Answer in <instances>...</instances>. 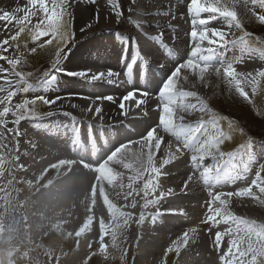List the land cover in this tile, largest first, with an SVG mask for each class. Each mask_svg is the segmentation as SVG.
<instances>
[{"label": "snow or ice", "instance_id": "1", "mask_svg": "<svg viewBox=\"0 0 264 264\" xmlns=\"http://www.w3.org/2000/svg\"><path fill=\"white\" fill-rule=\"evenodd\" d=\"M96 0H92L95 3ZM77 3V0H27L26 5L21 7L19 4L15 8L5 10L0 8V21L5 24H15L17 31L14 35L0 41V50L7 52L8 48L19 49L20 44L16 43L21 39L22 34L30 36L33 42L39 41L43 37H50L45 40L44 43L38 44V48L44 49L46 46H52L55 44V58L51 61L50 67L43 71L41 77L36 80L35 84L30 82V78L33 73H25L17 70V66L22 63L19 56L11 58L0 54V60L7 61L9 68L0 66V83L4 86H0V93H3V97L0 98V150L9 153V162L12 165L10 171L14 172L16 169L26 170L25 165L18 163L20 155H17L18 151V137L21 135L18 125L21 121L33 118H38L41 114L37 111V105H48L50 108L53 105H58L57 108L50 110L48 113L43 114L51 116L56 114L57 111L62 114L71 116V113L63 112L64 101L68 100V106L71 108H77L78 105L71 103L70 97H53L51 99L45 96H35L32 99L24 98L19 103L13 104V98L17 97L18 93H27L33 87H48L55 86L60 73H64L70 77H77L85 79L89 82L107 80L108 83L119 82V73L109 69L107 72H92L90 69H82L79 71H69L63 67V62L66 60L70 53H72V47L76 43V33L72 27L73 12L72 9ZM108 5L114 12L115 21L119 24L122 20H131V15L125 17L124 12L121 10L120 0H107ZM181 0H176V5H179ZM144 0H129L127 12L129 14L136 13L137 15L146 16L144 11ZM187 11L192 17V30L189 33L193 46L191 53L186 60L177 63L175 68L167 74L166 78L162 81L158 97L160 104L157 105L160 108L159 122L157 125L147 130L146 134L140 137L139 141H127L116 147H114L99 163L94 166L86 163L83 160L76 161L71 159H61L57 164H53L50 167L56 169L57 175H60V169L67 166L68 171H71L72 165L80 163L85 169L96 173L95 182L91 185L90 196L86 195L88 201L92 206L97 203V193L102 198L103 204L107 207L110 220L106 224L105 219L101 217L99 219L100 230V251L105 252L107 245L104 243V237L107 234L111 235L112 244L116 246L118 234L121 230H126L131 224L135 223L137 226L144 224L146 219L145 209L149 207L155 208L156 212L152 215V223L155 224L157 217L165 213L175 214V208H162V201L167 197L173 196L175 191L173 188H168L166 191L161 188L160 178L167 176L169 173L165 166L173 163L174 160H178L185 150H193L196 154L191 156V162L194 169H201L200 178L208 186V182L215 181L217 184L221 181V171L225 158H231L233 153L221 151V145L226 139H232L231 132L238 129L231 120L227 117L218 116L208 104L201 98L196 91H185L180 84V74L182 70L190 73L199 80L203 81L205 74L210 69H214L217 75L223 74V77L227 80L230 87L234 88L235 93L242 97L248 103H253V97L257 94L258 87L261 79H264V69L256 70L252 72H238L234 67L235 60L227 61L216 56L219 48H226L229 45L235 48L238 44L244 48H249V38L252 34L243 31L242 24L237 18V12L228 6H225L220 0H188ZM23 13V15H19ZM99 10H97V16L92 18V22H86L83 27L80 28L82 34L87 35L88 30L92 29L96 25V21L99 20ZM204 14H207L206 18H202ZM260 24H264V14L253 13ZM167 16L170 17L164 25L157 20L155 23L157 26L167 27L175 31V25L172 23L177 19L175 13L171 8L168 9ZM36 19V23L33 25V18ZM222 18L226 23L229 30L233 27L239 29L243 34L236 36L231 31H225L221 28H210L208 25L213 20ZM151 21L145 20L144 23H150ZM31 25V27H30ZM164 33L160 32L159 36L153 37L154 40L163 43ZM259 41L262 51H264V39L260 37L255 38ZM207 42V46H205ZM27 41H25L26 47ZM7 46V47H5ZM67 49V51H65ZM31 53L37 52V47L30 49ZM136 59H133L131 63L127 65V69L130 71ZM128 75V72L125 73ZM10 77H15L12 79ZM188 75H185L183 79L188 80ZM128 83H131L129 80ZM251 85V96L246 91V86ZM137 93L143 99H136V107H140L142 104H147V98L150 93L145 90L133 87L131 91H128L126 95L120 98L119 108L121 115H127L124 111L125 101L135 99ZM74 95V94H70ZM187 98H193L196 102H186ZM85 99H89L85 97ZM96 101L107 100L112 103H117L113 96H97ZM180 109L181 111H177ZM93 113L95 117L103 119L102 107L92 104L86 109H81ZM144 115H147V108L142 109ZM199 112L201 114H207V121L204 119V115H201L194 125L187 124L186 117L193 112ZM11 115L13 117L11 123L14 127L9 128L7 125L9 120L7 119ZM221 121H227V129L221 126ZM206 122H210L213 126V133L209 135L203 142L196 146H193L190 141L196 137V133L200 130L199 126ZM162 128L165 133L175 137L177 144L175 150H172V144L169 141L162 155L157 159V153L161 152V145L164 143V136L158 134V129ZM243 135L244 130L238 129ZM79 135V130H77ZM11 137V140H9ZM73 145L77 143L74 138ZM132 143L140 144V151L136 153V159L138 161V167L133 168L129 163L125 162L124 154L129 150V145ZM264 143V142H260ZM257 144L252 137H248L244 143L240 145L241 150L252 155L254 146ZM12 145V146H10ZM35 147V145H33ZM24 156H29L27 151L23 153ZM211 157L215 161L213 165L205 166L204 160ZM4 157L0 156V161H3ZM113 165H123L124 168L130 169L133 174L127 177V191H124L125 185L122 177L123 173L116 171ZM47 169L37 177V181L43 179L47 173ZM66 174V173H65ZM0 178H3V172L0 171ZM236 179H243L242 176H237ZM120 181L117 183V181ZM193 181V174H189L187 179L183 182V188L181 191L189 189L190 183ZM23 183L25 181H18ZM53 181H48L45 187L50 185ZM105 182L112 188L118 187L121 191H115L113 195L115 198L125 201L124 204L118 205L110 198V193L106 191ZM31 185L32 181H27ZM214 186V185H212ZM257 191L254 192L253 189ZM259 193V195L257 194ZM210 199L206 201L207 212L201 223L208 225V232L211 233L213 228H216L220 224H229V222H235L237 225V231L234 233L232 229L225 228L224 231H216L213 238V246L220 250L223 247L224 238L229 237L226 251L220 256L222 264H264V224L259 225V231H255L256 241L253 242L252 235L256 227L255 221H249L244 217L236 216L229 209L230 199L233 196H248L253 199H261L264 197V163H261L255 173V178L251 183L244 188H240L236 192H209ZM137 197L140 200H137ZM131 198V199H130ZM140 201H143L140 203ZM264 202V201H262ZM140 206L139 216L136 217L131 211H125V208L135 209L137 205ZM89 211L92 212V207L89 206ZM183 212V209H180ZM94 222V216L86 220L85 225L82 226L81 232L84 228L92 225ZM241 228L243 232L241 234ZM199 238L197 230L195 228L188 229L183 232L182 236L174 242V247L167 249V252L175 251L179 254L180 248L187 246L189 241L195 242ZM166 252V255H167Z\"/></svg>", "mask_w": 264, "mask_h": 264}, {"label": "rangeland", "instance_id": "2", "mask_svg": "<svg viewBox=\"0 0 264 264\" xmlns=\"http://www.w3.org/2000/svg\"><path fill=\"white\" fill-rule=\"evenodd\" d=\"M253 1L256 4H254V6L251 7V9L247 12L241 11V13L244 14L243 16L238 11L237 17H239L238 20L242 24L243 31H246L252 34L251 37L253 39L252 38L251 39L254 41V43L249 42V48L247 49L239 44L235 48H233L232 46L231 49L229 50L230 52L227 58V61L235 60L234 67H236L238 72L246 73L248 70L250 71V69L255 65L259 67L258 63H260L261 67L264 69V54L261 50H257L256 47H254L256 46L255 44L260 45L259 41L255 39L256 37H260L261 39H264V24H260L258 20L256 19V16L253 15L254 12L257 14H264V0H253ZM19 15H23V13H20ZM36 19L37 18L35 17L33 18V25L36 23ZM119 26H122V27L126 26L125 19L124 21L122 20L120 22ZM119 26L115 25V27L117 28V31L125 30L124 28L122 27L120 28ZM17 27L18 26H16L15 24L6 25L5 22L0 21V41L4 40L5 38L10 37L11 35H14L15 32L17 31ZM72 27H73V30L75 31V25L73 21H72ZM106 29H109V28H106ZM229 31H232V32L234 31L237 37L240 36V34L241 35L243 34L239 29H235V28H232ZM107 34L108 35L106 36L104 33H101V34H97V36L95 37L94 33H92L90 34V36L87 37V39L86 37H81L83 40L81 57L86 58V59L79 61L80 65H79V68L77 69L78 71L81 69L94 67L95 69L94 71L104 72V71H101V69L105 66L104 62H105V59L107 58L102 60L103 55L107 53V54L112 55L114 58L116 57V54H118L117 49L121 48V46L116 47L112 45L113 43L116 42V40H114V38L112 37V33L107 32ZM49 38L50 37H43L39 41L33 42L30 36L23 34L22 38L16 42L20 44L19 49L10 47L8 48L7 52H3L2 50H0V54L9 56L11 58H16L17 56H19L22 60V63L17 66V70L23 71L25 73H28V72L33 73V76L30 78V80L36 81L41 77L43 71H45L46 69L50 67L51 61L55 58V44H53L52 46H46L44 49L38 48V44L44 43V41ZM75 39H76V42L80 41L77 37H75ZM25 41H27L26 47H25ZM125 42L126 41H124V43ZM71 46L72 45H69V47ZM33 47H37L36 53L30 52V49ZM65 51L67 50L65 49ZM115 62L117 63V60H115ZM71 63L72 61L70 59H66L63 62V67L68 69L67 66ZM112 64L114 66L113 68H117L119 66V65L116 66L117 64L115 65L113 62ZM0 66H3L4 68H9V69L11 67L10 65H8L7 61H4V60H0ZM72 70L70 69V71ZM0 75H5V74L0 73ZM62 75L63 73L59 74L58 79L55 83V86L33 87L27 93H23V92L18 93L17 97L13 98V104L19 103L24 98L32 99L35 96H45L46 98L50 99L52 93L60 97L61 96L69 97L70 94H74V95L77 94L76 92L81 93V95L85 94L84 96L88 95L93 98H96L97 96H105V95H101L99 93V90L106 89L105 83L103 82L105 81L106 83H108L106 79L103 81L91 82L90 87H92L94 90H97V92L89 91L90 93H93L89 95V93L87 92L89 88L85 90L86 92L84 90H81V89H84L85 87L84 83L81 80H78L77 82H69L67 81L64 75H63L64 77H61ZM185 75H188L187 72L185 70H182L180 74L181 82H183L182 80H184L183 77ZM210 75H211L210 76L211 86L208 88V90L203 92L202 99L208 104V106L218 116L227 117L229 120L233 122L235 126H238V129L244 130L243 135L239 132L238 129L234 132H231L230 134L232 135V139H226L225 142L221 145V148L224 149L226 147H232L236 143H239L242 140H244L246 137H254L257 139L259 138V139H262L260 142L262 141L264 142V79H261L260 85L257 90V94L252 98L253 103L250 104L247 101H245L242 97H239L237 93H235L234 88L228 85L227 80L223 77L222 73L220 75H217L215 71L210 70ZM10 78L15 79V77H10ZM181 82L179 84L180 87L183 84ZM251 87H252L251 85L246 86V91L249 92L250 96H251ZM108 89L109 91H112V93L109 92L108 94L115 93V91L112 88L108 87ZM76 90H79V91H76ZM184 90L186 91V89ZM59 92L60 94H57ZM3 95H4L3 93H0V98H2ZM158 104H160V102ZM2 107L3 106L0 105V109H2ZM64 109H63V112H68L67 110H64ZM49 110H50V107L48 105H43V104L38 103L37 111L39 113L40 112L47 113L49 112ZM177 111H181V110L177 109ZM158 112L160 115V108ZM158 112H157V116H159ZM58 113H59L58 116L51 117L48 120L45 119V120L38 121L36 119H28L25 122L23 121L24 123H20L17 126L21 135L17 138L19 141V144H18V151L16 154L20 155V160L18 163L24 164L26 170L16 169L14 170V172H11L5 175L8 169V165H9L8 163L9 153H7L6 151L0 150V156L4 157V160L0 161V171L3 172V178H0V229L4 227L6 228V231L4 234L0 233V242H1L0 264H34L28 259V256L30 255L27 249L22 245V243L19 241L17 237L13 239L11 238L10 240L4 239V235L7 234L9 227L11 228L10 226L11 223H10V218H9V208H10L11 198H10L9 193H11L10 190L12 191L11 187H12L13 181H15V184L18 188V193H19L17 194V199L19 200H18L17 207H16L18 208L19 219H21L23 228L26 231L27 235L29 236L31 242L35 246L37 245V247H39V249L43 252V254L48 258L46 260L48 261V264H74L75 260L72 255L74 253V250L78 248H83L86 253V255L84 256L83 262L81 263L79 262L80 264H150V263L151 264H184L186 261H188L186 256L185 257L181 256L183 252V249H182L183 247L180 248L179 254H177L175 251L167 252V249L170 248L169 247L166 249V251L160 250V252H158L157 249H154L153 254L149 253L148 256L150 257L149 259L151 261L149 263L146 261V258H144L143 256L147 251L150 250V246L147 245L144 249H141L140 247L133 245L132 240H129L130 242L127 241L128 238L131 239V236L129 237L128 235H126L125 237H122L120 242L116 246H113L112 243H109L107 245L105 252L102 253L100 251L101 245L95 238L93 229H92V233L90 232L89 234H87V236L83 235L82 233H80L77 236H74V233H75L74 231L79 230V228L78 229L74 228V217L75 216L74 217L72 216V212L70 211V208H68V211L67 209H61L60 211H58L59 213L57 212L56 214L57 215L59 214L60 216H55V214H52L51 205H54V204L50 202V199L53 197L49 198L48 196L53 194L54 199H55L61 190L63 189L69 190L72 179L69 180L71 177L67 175L66 177H68L69 179L59 180L57 182L52 183L53 185H51L49 187V190L46 191L47 193L46 194L47 199H46V197L44 196L40 197L39 192L33 189L34 187H37V186L40 188L46 177L39 180V182H36L37 181L36 176L39 174L40 171H43L42 169L46 164L48 165L52 163L54 159H58L59 157L63 156L65 157L64 159L71 158L72 160L80 161L81 159L79 158L82 156L81 153L77 152V150L75 151L69 150V147H74V146L72 144L70 146V143L65 138L64 134H60L59 136V134L54 135L51 132V131L56 130L54 128H56V126H59V125H61L62 129L69 130L71 128H74V126L78 125L79 123H81L82 120L80 118H77V116L73 115L71 112H68V113H71V116L62 114L61 112H58ZM201 115H204V118H207V114H201L197 112V117H198L197 120L200 118ZM104 116L105 115L103 114V118ZM10 117L11 115H9L8 118ZM118 118L119 117H117V119ZM96 119L100 121H104L103 119L101 120L98 117ZM117 119L115 120L116 122L119 120ZM155 119L157 121V117H154V120ZM158 122H159V117H158ZM223 123L225 124L224 126L227 127V121H223ZM204 126L205 125H202L200 127H204ZM209 128H207L205 131L207 132L210 130V132L213 133V126L212 128L211 127ZM205 131L203 130V133H206ZM55 132H58V131H55ZM80 137L81 136L79 135V138ZM169 137H172V136L169 134ZM9 140H11V137H9ZM36 140L42 141V146H43L42 153L43 154L41 155H38L39 147H38ZM94 141L101 142L102 137H98L97 139H94ZM260 142H257L252 152L255 158V160H253L252 162V165L253 167H255V169H258L259 165L261 163H264V143H260ZM33 145H35V147H33ZM260 145H262V150L260 149ZM26 151L30 153L29 156L23 155V153ZM58 151H60L61 153ZM187 152H188V155L190 156L191 153H189V150H187ZM247 155H248V159H251V156H249L248 153ZM53 156L55 157L54 159H53ZM261 156H263V158H261ZM124 159H125V162L128 163L127 153L124 154ZM32 160L36 162L37 170L34 169L31 171L29 162H31ZM189 162L190 161L188 159L187 163ZM209 164L210 163H206L205 166L207 165L209 166ZM122 166L123 165H113V167L118 172L122 170ZM191 167L193 169L192 170L193 172L191 171ZM64 168L68 169L67 166L62 167L61 169L63 170ZM75 168L77 167L72 166L71 171H75L74 170ZM189 168H190V172L188 174H191L192 172L193 180L194 179L198 180L197 181L198 183L204 182L202 178L201 180L199 179L200 176L198 175L200 174V172L197 173L198 171H201L202 168L201 170L195 169V171L197 172L194 171L193 165L190 166ZM51 170H52V173L57 174L56 169L52 168ZM51 170L49 172H51ZM21 180L25 182L19 183L18 181H21ZM27 181H32L33 183L29 185ZM227 181L228 182L225 185L224 184L221 185L222 187L219 186L218 188H216V187H212V185L207 186L208 188L206 187V189H208V191L206 190L204 194V197L206 196L205 198L202 197L203 194L202 196L198 195L199 197L201 196L200 198L196 194H194V197L187 199V201L189 200L188 201L189 205L198 206V205H201V203H203L205 200L207 201L208 199H210L208 192L215 193L216 190L217 192H219V190H222L221 192H226V191L235 192L237 191V189L244 188V186L245 187L248 186V184L240 183L237 179L236 180L232 179V181L231 180H227ZM240 184L242 187L239 186ZM223 187L225 189H223ZM227 187L230 189V191L227 190L228 189ZM213 188H215V190ZM188 191L193 192L194 190L192 189ZM233 198L235 199L236 196H233ZM236 199H239V201H244V202L249 201L252 203L258 200V202H261L262 206L259 207L256 212L257 213L260 212L264 214V209H263L264 202H262L264 201V197H262L261 199H253L251 197L244 196V197H240ZM59 200L60 198H58V201ZM182 204H185L187 208L186 212H189L190 210L188 209L187 203H185L182 200ZM40 207H42L43 209L41 208L42 209L41 210ZM84 209H85L84 213L86 214L84 216V220L86 222V220L91 218L92 214L89 211V205L87 203ZM148 211L149 210H146V212ZM184 216L185 214H180V216L178 215V217H173V219L178 220V221L181 220L179 222L184 223L183 225L185 226L184 228L190 229L191 224L186 221ZM202 217H204L203 214H202ZM85 222H84V225H85ZM224 225L225 224H223V226ZM259 225H256L253 231V235H252L253 242H255L257 239V237L255 236V231H259ZM223 226L222 224L218 225L216 228H213L211 233L208 232V225L200 226L201 227L200 232L204 233V240L207 241V243H205L206 253L204 255L206 260L202 259L199 255H196L195 257L196 260L191 261L190 263L192 264H195V263L196 264H222L220 260V256L227 249L229 237L226 236L224 238L223 247L220 250H217L213 246V238H214V234L216 231H224L225 226L224 227ZM195 229L197 230V228ZM236 230L237 228L232 229L234 233L236 232ZM242 232H243V229L241 230V234ZM55 238L57 239L55 240ZM104 238H106V236ZM50 241L51 242L53 241V242L51 243ZM54 242H57V243L59 242L57 245V248L53 247ZM166 252H167V255H166ZM14 254L16 255L15 257H13ZM185 264H188V263L186 262Z\"/></svg>", "mask_w": 264, "mask_h": 264}, {"label": "bare ground", "instance_id": "3", "mask_svg": "<svg viewBox=\"0 0 264 264\" xmlns=\"http://www.w3.org/2000/svg\"><path fill=\"white\" fill-rule=\"evenodd\" d=\"M153 1H156V0H144V4L143 5L147 6L148 4H151V2H153ZM220 2L223 3L225 6H228L231 9H234L237 13L239 11L242 16L244 15L243 13H241L240 10H238L237 4H234V3H231V2H227L226 0H220ZM26 3H27V0H0V8L5 9V10H10L12 8H15L17 6V4H19L21 7H23L24 5H26ZM120 4H121V10L124 12L125 17L128 16L129 13L127 12V7H128V4H129V0H120ZM169 8H171L172 11L175 9L173 7H170V6H158V7H154L153 10H147L145 12L146 13H151V14L154 13L153 15L157 16V19H159L161 24L164 25V23H166L167 19H169L167 17V12H168ZM97 10H99V13H98L99 14V20L96 21V25L92 29L88 30V34L87 35L82 34L80 32V28L83 27L86 22H92V18L97 16ZM72 12H73V23L75 25L76 37L80 41H77L74 44V46L72 48L73 51L68 56V59H70L72 61V63L67 66V68H68L67 70L70 71V69L71 70L73 69L72 71H78L77 69L79 68V65H80L79 61L86 59V58L81 57L82 56V46H83V40H82L81 37H86V39H87V37L90 36V34H92V33H94L95 37L97 36V34H101V33H104L107 36L108 35L107 32L109 33V31L114 29L112 27H115V25L119 26L120 23L119 24L116 23L114 12L111 10L110 6L108 5L107 0H96L95 3H92V0H77V3L75 4V6L72 9ZM176 12L179 13V14L180 13L187 14L189 16L188 23H190L192 21L191 20L192 17L187 11V6L178 9ZM204 16H207V14H204ZM237 18H239V17H237ZM174 22H172V23L175 25V32L176 33H181L180 35H183L182 38H184L186 40V42H182L181 46L184 47V46L190 45V43L188 42L191 39L190 36L188 35L186 37V35H184V32H182V31H184L186 29L182 25V20L174 21ZM226 24H225V21L222 18H220V19L211 21V23L208 25V27L210 25H214V26H218V28H221V29H223L225 31H229V29H228ZM125 25H126L125 27H122V26H119V27L120 28L121 27L122 28L128 27V19H125ZM152 27H157L156 23L153 24ZM189 27H190V25H189ZM106 28H109V29H106ZM164 28L167 29L168 32L173 31V30H171V29H169L167 27H164ZM191 30H192V27H190V31ZM233 33H235V32L233 31ZM112 42H110V43H112ZM189 55L190 54L186 51V53L184 54V57L188 58ZM249 61H251V60H249ZM104 63H105L104 64L105 66L108 65L110 68L114 67L112 62L107 61V59H105ZM174 68L175 67L171 68L167 72V74H169ZM85 69H90L92 72H99V71H94L95 70L94 67L85 68ZM259 69H260L259 67H252L250 69V71L247 69L248 70L247 72L255 73L256 70H259ZM187 74H188V77H189L187 81L182 80L183 82H181V80H180V82L183 83L181 85V87L186 89V91H196L202 98L203 92L208 90V88L211 86L210 76L212 74L210 75V70H209L208 73L205 74V78H204L203 81L199 80L195 76H192L190 73H187ZM61 77H64V76L62 75ZM65 77L72 78V77L67 76V75H65ZM86 84H87V82H86ZM0 86H4V85H2V83H0ZM88 88L89 87H85L84 91L86 89H88ZM105 88L106 89H100L99 90V93L101 95H105L106 96L109 92L112 93V91H109L108 87H105ZM148 91L151 93V90H148ZM91 92H94V91H91ZM57 94H60V92L57 93ZM90 94H93V93H90ZM156 95H157V92H153V99L149 103H147L146 106H150L149 109L153 108V103H155V101H156ZM56 96L57 95L52 93L51 98L56 97ZM69 97H70L71 103H75L76 105H78V107L77 108L69 107L68 106V100H65L64 101V108H65L64 110H67L68 112H72L73 114H76L77 116H80L82 119L87 120L88 123H93V124L97 123V124H99V122H100V121L96 122V120H94L97 117H95L93 113L86 112V111H81L82 108L86 109L89 106V104H92L93 107H95L96 105H99V106L102 107V110L104 112L103 114L105 115L104 118H103V120H104L103 125H106L108 123L114 122L117 119V117H119L118 119L122 118V115L120 114L121 110L119 108V102H120V98L121 97L119 98L117 96H113L116 99L117 103H112V102H109L107 100H103V102L96 101L95 98L89 97L87 95L86 96H78V95H71L70 96L69 95ZM85 97H87L89 99H85ZM192 100H194V99L193 98H187L186 102H192V103L196 102L195 100L194 101H192ZM57 107H58V105H53L50 108V110L55 109ZM57 112H59V111H57ZM55 115L56 114H54V116ZM58 115H59V113L56 116H58ZM150 115L151 116L148 119V123H150L149 127L150 126H154V124L155 125L158 124V117H159V116H157V113H155V116L154 115L152 116V114H150ZM158 115H159V112H158ZM48 117H50V116H48ZM48 117H45V118H48ZM51 117H53V115H51ZM152 117H157V121L155 119V121L153 123V118ZM197 118H198L197 117V112L194 111L191 115H188L186 117V121L185 122L187 124L194 125V123L197 120ZM12 119H13L12 117H10L8 119L9 123H8L7 126L9 128H12V126H13V124L11 123ZM204 119L207 121V118H204ZM23 121H21V122H23ZM205 124L206 123H204L203 125H205ZM200 126H202V125H200ZM59 129L60 128L56 127V130H59ZM158 134L164 136V143L161 145V152L157 153V159H159V156L163 154L164 149L166 148V146H167L169 141L172 144V150L173 151L175 150V145L177 144L176 139L174 138V140L176 142L173 143L170 140L169 134L165 133L162 128L158 129ZM209 135H211V133H203V131L201 132V130H199L196 133V137L192 141H190V143L193 146L194 145L196 146L199 143L203 142V140L206 139ZM37 144H38V147H39L38 148V151H39L38 155H41V154H43L42 153L43 152L42 141H37ZM114 147H115V145L113 143L111 145V148L113 149ZM136 148L140 149V146L137 145ZM58 152H60V151H58ZM189 153H191L190 156L188 155L187 150H185L184 154L181 155L178 160H174L172 164L165 166V168H166V170L168 171L169 174L167 176H162L160 178V185H161V188L163 190L166 191L168 188H173L174 191H175V194L173 196H169V197L166 198V200L161 202L162 203V208H169L171 206H174V207H171V208H175L176 212L178 213L179 216H180V214H185L184 218L186 219V221L188 223L191 224V228H197V233H198L199 238L195 242H192L190 240L189 244L182 248L183 252H182L181 256L182 257L183 256L187 257L188 261H186V262L188 264L191 261H195L196 260V258H195L196 255H199L202 259L206 260L204 255L206 253L205 252V243H207V241L204 240V233L200 232V228H201L200 226H205L206 225V224L201 223V221L205 217V214L207 212V206H206V200L205 199H204L205 201L203 203H201V205H198V206L189 205V202H188L189 200L187 201V199H189L191 197H194V194H196L197 196L198 195L202 196V194H203L202 197H204V194H205L206 190L208 191V189H206L207 186L205 185V183L204 182H199L198 183L197 182L198 180H196V179H194L190 183L189 189H186L185 191H181V189L183 188V182H184V180L187 179V176L189 175L188 174L190 172V168L189 167L192 166L190 157L192 155L196 154L193 150H189ZM106 155L107 154H105V156ZM62 157H59L58 159H60ZM54 158L55 157L53 156V159ZM58 159H54V161H52V163L55 162V161H58ZM188 159L190 161L189 163H187ZM206 163H210L209 164V166H210V165H213L215 163V161L212 160L211 157H208L203 162L204 165H206ZM29 165H30L31 171L36 169V167H37V164H36V162L34 160L29 162ZM48 165L46 167L44 166L43 170H45V168H47ZM231 165H233V164L232 163L223 164L222 171H221V174H220L221 175L220 183L217 184L215 181H211L210 180L208 182V184H209L208 186L214 185L212 187L218 188L222 184L225 185L228 182L227 180H231V181H232V179L236 180V177L232 174V172L229 171V168H230ZM72 166H74V165H72ZM11 167H12V165L9 162L8 169H7L6 173H5V175L12 172V171H10ZM233 169L235 171H237V170H239V167L233 166ZM192 170L193 169L191 167V171ZM194 171H195V169H194ZM120 172L124 174L123 177H122V180H123V183L125 185L124 191H127L128 190L127 187H126L127 186V182H128L127 177L129 175L133 174V173H132V171L130 169L124 168L123 166H122V170ZM192 172H191V174H192ZM195 172H197V171H195ZM199 172L200 171H198L197 173H199ZM40 173H41V171L39 172V174ZM39 174L37 176L35 175L36 178L39 176ZM67 175H69L71 178L69 179L68 177H66ZM35 176H34V178H35ZM95 176H96L95 172L90 171L88 169H85L84 167L80 168L79 170L67 172L66 174L63 173V171H62V172H60V175L55 176L52 181L54 183V182H57L59 180H66V179L71 180L72 179L69 190H64L63 189V190L60 191V193H58L56 191L58 193V196H56L55 199H54L53 194L52 195L49 194L50 196H48V197L49 198L53 197V198L50 199V202L54 204V205H51V210H52L51 212H52V214H55V216H60L59 214L57 215L56 213L58 211H60L61 209H67V211H68V208H70V211L72 212V216L73 217L75 216L74 217V228L75 229H78V228L81 229L82 226L84 225V222H85L84 216L86 215L84 213V210H85L84 207H85L86 203L89 206H91L92 207L91 214L94 216V222L92 224L93 229H94V235H95V238L97 239V241L100 243V237H99L100 231H98L99 230V219L101 217H103L105 219L106 224H107L109 222V220H110V217H109V213L107 211V207L103 204L102 198L99 197V193H97V203H96L95 206H92L90 204V201H88V199L86 197V195L90 196L91 185L94 183ZM198 176H200V174ZM199 179L201 180L200 177H199ZM119 182L120 181L118 180L117 183H119ZM195 186H196V188H195ZM239 186H241V184ZM49 187H45V185H44L38 191L39 194H40V197L44 196L47 199L46 191L49 190ZM224 187H223V189H225ZM105 188H106V191H108L110 193V198L113 199L115 203H117L118 205H121V204L125 203V201L122 199V197L117 199L113 195V193L115 191H121V189H119L118 187H115V186H113L112 188H109V186L106 184V182H105ZM192 189L195 192L194 191L193 192L188 191V190H192ZM213 189L215 190V188H213ZM227 190L230 191L229 188ZM237 190H239V189H237ZM221 191L222 190H219V192H221ZM253 191L256 192L257 190L254 188ZM16 192L18 193V191H17V189L15 187V190L13 191V189H12V191L10 193V198H11V203H10V208H9V218H10V223H11V228H10L11 230L10 231L12 233L18 235L17 238H19L23 244H26L30 249H32L29 246L28 242H27L28 240L25 239V236L23 235L24 234V232L22 231V230H24L23 229V225L19 221V218H18V212H17L18 208H16V207H17V203H18L19 199H17V193ZM215 193H217V190L215 191ZM58 198H60V200H59L60 202L58 201ZM137 200H140V198L137 197ZM182 200L185 203H187L188 209L190 210L189 212H186L187 208H186L185 204H182ZM142 202L143 201H140V203H142ZM64 203H65L66 206L64 205ZM175 205H177V207ZM261 206H262V204H261V202H258V200L256 202L252 203V202H249V201H245V202L244 201H239V199H236V198L234 199L232 197L230 199L229 209H230V211L232 210V212L235 211V210L240 211V215H237V216H243V217L249 216L255 221H260V219L263 218L262 215H264V214H262L260 212L257 213L256 211ZM41 208L42 207H40V209ZM180 209H183V212H181ZM124 210L133 212L136 217L139 216V213L141 211L139 204L137 205V208H135V209L125 208ZM146 210H149V211L146 212ZM144 211L146 212V219H145L144 224L141 225V226H137L135 223H133L126 230H121L120 233L118 234L116 245L120 242L122 237H125L126 235H128L129 237L131 236V239L128 238L127 241L132 240V244L133 245H136V246L140 247L141 249H144L147 245L150 246V250L147 251L144 254V256H143L144 258H146V261L150 263L151 262L150 259H149L150 257L148 256L149 253L153 254L154 253V249H157V251L160 252V250L166 251L167 248L174 247V242L179 237L182 236L184 231H186L188 229L184 228L185 227V226H183L184 223L179 222L181 220H179V221L178 220H174L173 219L174 216H170L171 214L159 215L157 217L156 223L153 224L151 217L156 212L155 208L149 207L148 209H145ZM202 214L204 215V217H202ZM222 226H223V224H222ZM224 226H223L224 228H229L228 224L227 225L225 224ZM58 243L54 242V246L53 247L57 248ZM104 243L106 245H108L109 243H112V239H111V235L110 234L106 235V238H104ZM32 250L33 251H31L30 253L33 256V259L35 260L34 261L35 264H48L47 261H46L47 258L42 254L41 251H39V249H37L38 251L34 250V249H32ZM85 255H86V253H85L83 248H78V249L74 250V253L72 255L74 257V260H75L74 264H80L81 262H83V259H84ZM190 264H192V263H190Z\"/></svg>", "mask_w": 264, "mask_h": 264}]
</instances>
